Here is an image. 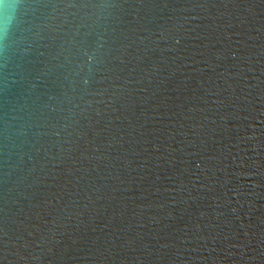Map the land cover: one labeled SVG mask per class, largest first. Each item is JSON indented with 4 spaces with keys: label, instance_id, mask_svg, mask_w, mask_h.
<instances>
[{
    "label": "water",
    "instance_id": "1",
    "mask_svg": "<svg viewBox=\"0 0 264 264\" xmlns=\"http://www.w3.org/2000/svg\"><path fill=\"white\" fill-rule=\"evenodd\" d=\"M0 264H264V0H0Z\"/></svg>",
    "mask_w": 264,
    "mask_h": 264
}]
</instances>
